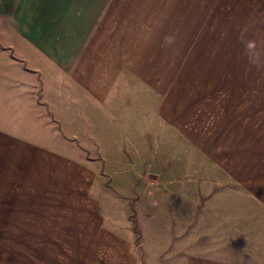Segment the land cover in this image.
<instances>
[{"label": "crops", "instance_id": "obj_1", "mask_svg": "<svg viewBox=\"0 0 264 264\" xmlns=\"http://www.w3.org/2000/svg\"><path fill=\"white\" fill-rule=\"evenodd\" d=\"M209 19L210 0H0V264H140L108 222L102 148L151 117L202 141L188 79ZM237 173L214 241L210 188L159 264H264V167Z\"/></svg>", "mask_w": 264, "mask_h": 264}, {"label": "rangeland", "instance_id": "obj_2", "mask_svg": "<svg viewBox=\"0 0 264 264\" xmlns=\"http://www.w3.org/2000/svg\"><path fill=\"white\" fill-rule=\"evenodd\" d=\"M250 40L264 43V0H210V19L191 51L196 76L188 79L207 116L205 124L189 127L202 141H189L151 117L130 137L102 148L108 154L102 166L119 171L101 179L107 189L100 196L111 202L108 222L128 236L140 264L169 257L162 239L173 244L182 232L180 218L202 217L199 207L210 199V188L220 195L210 206L218 212L210 221L214 241L222 204L241 192L239 167H264V69L249 65L244 46ZM188 230L193 233L191 223Z\"/></svg>", "mask_w": 264, "mask_h": 264}, {"label": "clouds", "instance_id": "obj_3", "mask_svg": "<svg viewBox=\"0 0 264 264\" xmlns=\"http://www.w3.org/2000/svg\"><path fill=\"white\" fill-rule=\"evenodd\" d=\"M166 39L169 43L172 42L171 37H167ZM244 49L249 65L258 70L264 69V43H261L260 46H258L257 41L250 40L245 43Z\"/></svg>", "mask_w": 264, "mask_h": 264}]
</instances>
